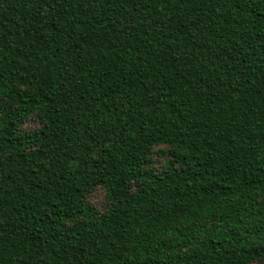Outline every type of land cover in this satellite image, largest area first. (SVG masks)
Returning a JSON list of instances; mask_svg holds the SVG:
<instances>
[{
    "label": "trees",
    "instance_id": "1",
    "mask_svg": "<svg viewBox=\"0 0 264 264\" xmlns=\"http://www.w3.org/2000/svg\"><path fill=\"white\" fill-rule=\"evenodd\" d=\"M0 264H264V0H0Z\"/></svg>",
    "mask_w": 264,
    "mask_h": 264
},
{
    "label": "rangeland",
    "instance_id": "2",
    "mask_svg": "<svg viewBox=\"0 0 264 264\" xmlns=\"http://www.w3.org/2000/svg\"><path fill=\"white\" fill-rule=\"evenodd\" d=\"M38 126L39 125L33 121L25 124L26 129H33L37 128ZM153 160L155 161V166L158 168H160L165 161L163 158H159L157 155L153 157ZM89 201L97 208L101 210L105 209V194L102 190H97L93 193V195L89 196Z\"/></svg>",
    "mask_w": 264,
    "mask_h": 264
}]
</instances>
